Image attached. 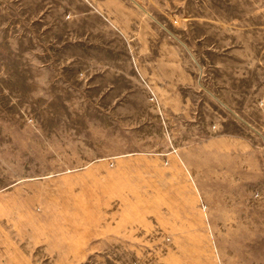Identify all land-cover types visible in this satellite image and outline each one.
I'll use <instances>...</instances> for the list:
<instances>
[{
    "label": "rangeland",
    "instance_id": "obj_1",
    "mask_svg": "<svg viewBox=\"0 0 264 264\" xmlns=\"http://www.w3.org/2000/svg\"><path fill=\"white\" fill-rule=\"evenodd\" d=\"M0 264H264V0H0Z\"/></svg>",
    "mask_w": 264,
    "mask_h": 264
}]
</instances>
